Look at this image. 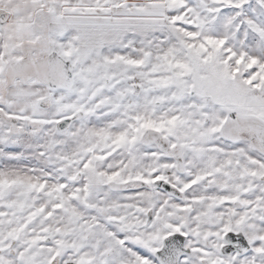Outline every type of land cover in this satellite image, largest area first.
I'll list each match as a JSON object with an SVG mask.
<instances>
[{"label": "snow or ice", "instance_id": "1", "mask_svg": "<svg viewBox=\"0 0 264 264\" xmlns=\"http://www.w3.org/2000/svg\"><path fill=\"white\" fill-rule=\"evenodd\" d=\"M0 264H264V0H0Z\"/></svg>", "mask_w": 264, "mask_h": 264}]
</instances>
